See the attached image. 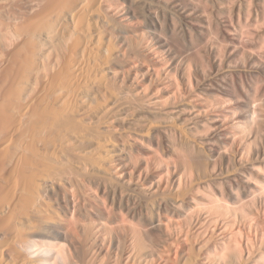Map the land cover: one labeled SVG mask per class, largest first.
I'll list each match as a JSON object with an SVG mask.
<instances>
[{"label": "bare ground", "instance_id": "obj_1", "mask_svg": "<svg viewBox=\"0 0 264 264\" xmlns=\"http://www.w3.org/2000/svg\"><path fill=\"white\" fill-rule=\"evenodd\" d=\"M100 2L0 0V264H264V0H166L123 103Z\"/></svg>", "mask_w": 264, "mask_h": 264}, {"label": "rangeland", "instance_id": "obj_2", "mask_svg": "<svg viewBox=\"0 0 264 264\" xmlns=\"http://www.w3.org/2000/svg\"><path fill=\"white\" fill-rule=\"evenodd\" d=\"M233 1L241 3L243 0H240V1L233 0ZM101 2L99 3L100 4L99 7L102 12L101 14L103 17V20H102L103 22L101 21L102 18L99 21H97V24H96V27L98 26L97 34L102 39V41L105 43L106 46L110 45L109 48L111 47L113 51L109 59L110 62L107 61L108 65L105 67V70H103L101 73L102 77H104L103 79H104V85L106 89L107 88L109 90L111 89L112 90V91L110 90L111 93H115V95L121 94L119 101L121 100V102L122 101L125 102V100L126 101L131 100L132 97L129 96L131 92L134 91L133 93L136 92V94L141 97L142 94L147 91V88L150 87L148 86L150 85V83L148 84V81L143 75L144 73H147V71L149 74H151V76L153 75L154 77L151 80L152 81L151 85L153 86L159 85V83L165 84L166 81L170 78L171 80H174L172 79L174 76H172V74H170V72L168 71V67L166 65L168 64L167 59L164 56V54L161 52L160 48H158V45L156 44L154 40V35H153V33L155 32L159 33L161 29L159 28L160 27L159 25H156L155 27L154 23H152L153 22L152 18L154 19V17L157 16L161 21L163 18H165L164 17L165 15L167 17L169 14L168 13L169 8L166 3V0L164 1L163 0H159V1L158 0H101ZM176 18L177 17H175L174 20L177 21ZM3 20H2V23L5 22V20L4 21ZM161 23L164 24V19L162 20ZM5 24H4V27H5ZM2 25L3 24H1V21H0V26L2 27ZM3 29L4 28H2V30ZM107 68H109V73H108V70L106 71ZM191 69L192 67H190L189 65L185 67V74H187L186 75L187 77L190 76L189 73ZM111 70L112 72L110 73ZM155 71L157 73H155ZM160 74H161V77H160ZM164 77L166 79H163ZM156 79L158 80L156 81ZM175 80L177 79L175 78ZM178 83L180 85V82ZM179 87L182 89L181 85ZM120 90L121 92L122 90H125V91H123L124 93L123 92L122 93L119 92L120 94L117 93ZM127 91L130 94L128 93L126 94ZM100 94L101 92L96 94L97 100L99 101V103L102 102L101 104L103 103L106 104V102H108L106 101V98L109 99V96H108L109 94L104 91L102 92V95L105 97V99ZM129 98L130 100H128ZM107 104L110 105L109 103ZM111 121L110 120L108 121L109 123L107 127L109 125H114L113 123H111ZM115 126L113 129L117 128V131L115 130L116 132H118L117 134H114L115 131L111 130L113 126H110L111 129L108 127V130L106 131L108 135L107 136L108 141L111 140V142H113L112 141V138H113L115 143H119L117 141H120L121 143V140L128 142V140L130 139L129 137L130 135L125 136L126 132L122 133V131H119V128ZM108 133L110 134L113 133V136L112 135H111L112 137L109 136ZM119 134H121L122 136L120 137Z\"/></svg>", "mask_w": 264, "mask_h": 264}]
</instances>
